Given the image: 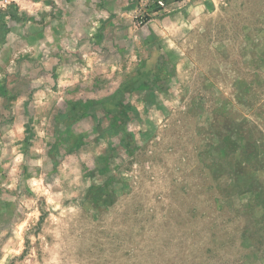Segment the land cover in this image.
Segmentation results:
<instances>
[{
    "label": "rangeland",
    "instance_id": "obj_1",
    "mask_svg": "<svg viewBox=\"0 0 264 264\" xmlns=\"http://www.w3.org/2000/svg\"><path fill=\"white\" fill-rule=\"evenodd\" d=\"M0 264H264V0H0Z\"/></svg>",
    "mask_w": 264,
    "mask_h": 264
}]
</instances>
